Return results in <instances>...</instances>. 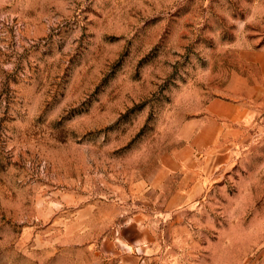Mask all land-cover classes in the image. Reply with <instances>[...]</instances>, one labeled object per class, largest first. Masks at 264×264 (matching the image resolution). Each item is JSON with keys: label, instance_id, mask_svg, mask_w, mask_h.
Listing matches in <instances>:
<instances>
[{"label": "rangeland", "instance_id": "1", "mask_svg": "<svg viewBox=\"0 0 264 264\" xmlns=\"http://www.w3.org/2000/svg\"><path fill=\"white\" fill-rule=\"evenodd\" d=\"M0 264H264V0H0Z\"/></svg>", "mask_w": 264, "mask_h": 264}]
</instances>
